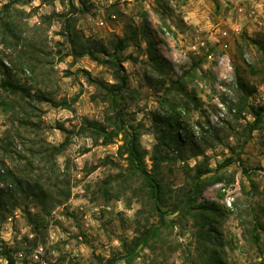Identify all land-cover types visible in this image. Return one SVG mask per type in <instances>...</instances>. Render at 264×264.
Segmentation results:
<instances>
[{"label": "rangeland", "instance_id": "374dc122", "mask_svg": "<svg viewBox=\"0 0 264 264\" xmlns=\"http://www.w3.org/2000/svg\"><path fill=\"white\" fill-rule=\"evenodd\" d=\"M6 169L0 264H261L264 0H0Z\"/></svg>", "mask_w": 264, "mask_h": 264}, {"label": "trees", "instance_id": "16d2710c", "mask_svg": "<svg viewBox=\"0 0 264 264\" xmlns=\"http://www.w3.org/2000/svg\"><path fill=\"white\" fill-rule=\"evenodd\" d=\"M127 47V42L126 40H120L117 44V48L119 50H124ZM93 55V54H90ZM149 55L150 57L157 62V59L155 58L154 54L152 53V50H149ZM94 57V55H93ZM116 80H119L120 84L118 86V90L117 92H121L124 90V88L126 87V79L122 78L121 74L119 71H117V74L115 76ZM99 86H102L100 83H97ZM5 85H7V88L9 90H11L12 92H17V91H22L21 86L16 85L10 81H5ZM113 88H117V86L113 87ZM107 93H108V100L111 103V106H115V104L117 103V99H116V91L114 89H107ZM116 108V107H115ZM263 112L262 108H252V113L254 114L255 119H257L258 117L261 116V113ZM114 119V123L115 125L119 128L120 131L124 132L125 135V143L120 147V151L122 152L123 150L128 154V159L130 160L131 164L135 166V163H137V170L140 172V174H142L145 177V180L147 181L149 187L152 189L153 192V198L156 199L158 198L159 194H160V186L159 183L152 177L147 175V172H145L144 167L142 165V159L144 157V154L146 151L141 150L139 143H138V139L135 136L132 137H128V133L126 132V130H124L125 128H121V120L120 117L118 116H114L112 117ZM94 127L92 129H94L93 133L99 134L101 135L103 132L106 131L105 127L103 126V124L101 123H96L93 125ZM255 129V128H253ZM252 129V130H253ZM66 131V130H64ZM106 133V132H105ZM107 135V134H105ZM176 135V136H175ZM172 134L170 137H175L177 138L178 141H181V136L178 132V134ZM112 136V134H111ZM174 138V139H175ZM66 142H64L63 144H61V147H64ZM110 143L108 140L106 142ZM60 148H53L52 152L54 151H59ZM158 150V148H157ZM200 154H195V156H198ZM15 172H13L12 170L6 169L5 171L0 170V183H9L11 182L12 184L9 185L7 188L3 189L0 188V202H3L5 198L9 199L10 201H12L15 197V189L14 188H18V186L22 185V183L20 181H17L16 176H15ZM198 179H200V177H198ZM11 264H13V261L11 260ZM111 264H113V262H111ZM261 264H264V261L261 262Z\"/></svg>", "mask_w": 264, "mask_h": 264}, {"label": "built area", "instance_id": "2783aa9c", "mask_svg": "<svg viewBox=\"0 0 264 264\" xmlns=\"http://www.w3.org/2000/svg\"><path fill=\"white\" fill-rule=\"evenodd\" d=\"M99 25L103 27V26H105V25H106V22H105L104 20H100V21H99ZM223 35H224V36H226V35H227V33H226V32H224V33H223Z\"/></svg>", "mask_w": 264, "mask_h": 264}]
</instances>
